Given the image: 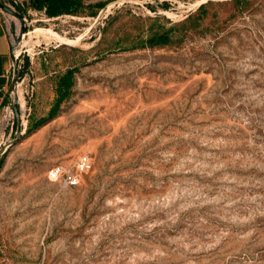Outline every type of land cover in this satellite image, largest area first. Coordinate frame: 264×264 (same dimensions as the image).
<instances>
[{
	"label": "rangeland",
	"instance_id": "obj_1",
	"mask_svg": "<svg viewBox=\"0 0 264 264\" xmlns=\"http://www.w3.org/2000/svg\"><path fill=\"white\" fill-rule=\"evenodd\" d=\"M0 1L24 16L3 11L19 75L17 110L14 93L0 107V264H264V0L56 17ZM82 156L78 185L48 177Z\"/></svg>",
	"mask_w": 264,
	"mask_h": 264
},
{
	"label": "trees",
	"instance_id": "obj_2",
	"mask_svg": "<svg viewBox=\"0 0 264 264\" xmlns=\"http://www.w3.org/2000/svg\"><path fill=\"white\" fill-rule=\"evenodd\" d=\"M31 6L38 10H44L47 16L56 17L63 14H78L82 12L88 4L84 0H31ZM104 4H97V7H102ZM95 14L96 12H92ZM167 35H160L157 38L150 40L151 45H159L168 43ZM76 68H67L66 71L59 75L56 83L55 103L50 111L49 117H54L60 110L61 104L69 99L72 94L74 85V76ZM47 118H42L36 123V127L42 125Z\"/></svg>",
	"mask_w": 264,
	"mask_h": 264
},
{
	"label": "crops",
	"instance_id": "obj_3",
	"mask_svg": "<svg viewBox=\"0 0 264 264\" xmlns=\"http://www.w3.org/2000/svg\"><path fill=\"white\" fill-rule=\"evenodd\" d=\"M13 19L7 18L0 9V107L4 106L12 95V75L14 59Z\"/></svg>",
	"mask_w": 264,
	"mask_h": 264
},
{
	"label": "built area",
	"instance_id": "obj_4",
	"mask_svg": "<svg viewBox=\"0 0 264 264\" xmlns=\"http://www.w3.org/2000/svg\"><path fill=\"white\" fill-rule=\"evenodd\" d=\"M90 167L88 156H82L75 164L74 169H68L63 165H56L48 172V177L53 181H58L65 186H76L80 183L81 173Z\"/></svg>",
	"mask_w": 264,
	"mask_h": 264
},
{
	"label": "water",
	"instance_id": "obj_5",
	"mask_svg": "<svg viewBox=\"0 0 264 264\" xmlns=\"http://www.w3.org/2000/svg\"><path fill=\"white\" fill-rule=\"evenodd\" d=\"M0 9L3 11H7L9 13H12L16 16H18L21 20L24 19L23 14L11 9L9 6H7L5 3L0 1ZM24 32V29L21 30V35L18 37V40H20L22 34ZM18 75H19V69H18V62L17 59H14V68H13V75H12V92L15 94V108L17 110L16 101L18 100V94H17V86H18ZM20 122L19 116H18V123ZM18 133H20V128L18 127L17 130ZM15 140L11 141L8 145L13 144ZM3 151H0V156L2 155Z\"/></svg>",
	"mask_w": 264,
	"mask_h": 264
}]
</instances>
